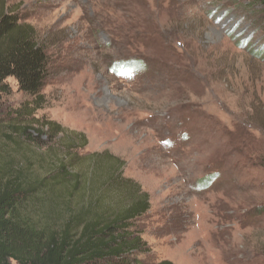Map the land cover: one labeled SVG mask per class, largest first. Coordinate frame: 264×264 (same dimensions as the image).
<instances>
[{"label": "rangeland", "instance_id": "obj_1", "mask_svg": "<svg viewBox=\"0 0 264 264\" xmlns=\"http://www.w3.org/2000/svg\"><path fill=\"white\" fill-rule=\"evenodd\" d=\"M6 5L34 28L47 56L33 117L83 134L79 156L118 157L123 176L147 194L150 208L132 224L149 248L139 256L144 264H264L262 7L253 0ZM120 61L125 72L113 70ZM5 84L0 126L33 101L14 78ZM40 139V149L10 151L43 158L50 149L62 158L58 140ZM211 175L209 186L199 184Z\"/></svg>", "mask_w": 264, "mask_h": 264}, {"label": "trees", "instance_id": "obj_2", "mask_svg": "<svg viewBox=\"0 0 264 264\" xmlns=\"http://www.w3.org/2000/svg\"><path fill=\"white\" fill-rule=\"evenodd\" d=\"M253 3L264 11V0ZM121 62L114 71H126ZM9 77L33 101L0 126V264H144L139 256L149 248L132 224L149 210L147 194L123 176L118 157L108 151L79 156L83 134L33 117L42 106L47 56L34 28L0 0V97ZM43 136L60 142L65 160L50 149L43 158L32 149L21 158L10 151L40 149ZM213 178L198 182L206 187Z\"/></svg>", "mask_w": 264, "mask_h": 264}]
</instances>
